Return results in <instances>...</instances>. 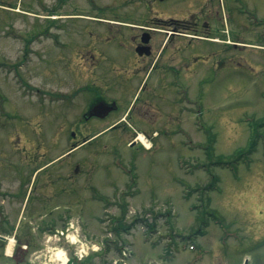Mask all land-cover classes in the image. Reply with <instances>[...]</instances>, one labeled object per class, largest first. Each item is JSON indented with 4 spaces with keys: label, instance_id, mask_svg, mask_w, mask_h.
I'll use <instances>...</instances> for the list:
<instances>
[{
    "label": "rangeland",
    "instance_id": "374dc122",
    "mask_svg": "<svg viewBox=\"0 0 264 264\" xmlns=\"http://www.w3.org/2000/svg\"><path fill=\"white\" fill-rule=\"evenodd\" d=\"M115 1L132 8L143 2ZM177 1L180 8L162 18L180 19L182 27L194 21L189 13L195 9L187 5L192 0ZM51 3L0 0V264H63L59 251L70 260L83 257L68 264H188L191 252L182 245L193 234L196 215L236 221L264 212V0H221L223 37L215 38L212 27L215 43L175 38L180 89L171 85L174 75L166 76L161 97L147 99L151 109L143 103L132 108L139 82L125 92L122 79L113 76L110 95L120 101V114L82 126L75 123L86 110L92 60L84 47L77 59L76 48L61 49L57 42L85 45V29L100 25L84 18L52 20L50 14L61 13L47 12ZM67 11L129 23L142 19L140 9ZM100 48L112 62L120 53L115 62L127 63L120 45ZM200 55L208 61L195 63ZM74 88L85 95L71 103L57 96L77 93ZM146 109L152 124L138 119ZM127 111L132 117L118 129L68 151L71 141L81 143ZM136 131L148 136L142 133L141 141ZM210 230L213 237L216 229Z\"/></svg>",
    "mask_w": 264,
    "mask_h": 264
},
{
    "label": "flooded vegetation",
    "instance_id": "af4514ba",
    "mask_svg": "<svg viewBox=\"0 0 264 264\" xmlns=\"http://www.w3.org/2000/svg\"><path fill=\"white\" fill-rule=\"evenodd\" d=\"M54 2L55 4L51 3L46 6L48 8L47 12L55 13L60 11V18L64 19V22L75 18H84L100 25V27H88L85 29L89 36V44L81 45L77 42L78 39L76 41L72 39L67 43L62 40V43H60L61 49L67 48V46L76 48L77 51L74 58L77 59L78 55L83 58V55L78 50L84 47L92 60L93 69L90 70L89 75L92 85H90L91 81L87 82L84 88V92L89 97L87 96L86 110L82 113V117L78 119V122L75 123V125L80 124L77 126L88 124L92 120L109 121L110 118L120 114V101L110 95V92H114L116 89L114 84L115 76L122 79L121 88L123 86L125 92H128L131 88L130 84L134 86L135 82H139L137 92L146 94L145 99L135 98L131 103L133 104L132 108L143 103L144 107L151 109L152 104L147 99L150 97H161L159 95L161 90H166L165 86L169 85L165 83L166 76L174 75L175 78L170 80L171 85L179 89L180 84H178V77H176L178 75L176 73H182V70L174 64L177 53L174 52V49H171V45L177 36L190 37L195 41H202L201 43H215L216 41L211 38L213 33L211 29L214 27L215 38L220 39V37H223L220 29L223 25L221 0L189 1L187 5L195 9V11L189 13L194 21H190L182 27L180 19L170 18L166 20L162 18L164 11L175 12L178 10L176 7H179L181 3L177 0H174L175 3L170 5L172 7L170 9L165 4L171 2V0H143L142 5H134L133 8L130 7V4H116L115 0H107L106 4L100 3L99 0H54ZM196 2H199V4H195ZM91 8L102 12L118 8L120 13L140 9L142 10V19L129 23L116 20L115 18L114 20H108L98 16H90L89 14L74 15L75 13H64L67 10V12L89 11ZM49 17L51 18V16ZM182 29H185V34H182L184 33ZM187 32L191 35L187 36ZM111 45H120L123 48V56L128 58L127 63L119 65L115 62V58L118 56L122 57L120 53L113 56L114 62H112L111 58L106 55V51L100 48ZM82 51L83 49L80 52ZM96 52L99 53V57L95 56ZM195 59V63L208 61L202 55ZM186 65L190 66L188 59ZM110 68L113 73H110ZM72 70H75V68ZM76 72L78 75L80 71L76 70ZM156 72L160 73L158 77H155L156 84L150 85L149 79ZM76 79L79 81L77 77ZM70 84L73 85V82ZM80 89H75L77 93L58 94L57 96L61 98V101L71 103L76 100L78 93L83 92ZM158 90L160 92L157 95ZM84 92L82 93L83 95H85ZM182 100L186 102L188 97L184 96ZM148 109L145 112L142 111L138 119L152 124V122H147L148 120H146L147 118L153 119V116H149L151 110L149 111ZM131 117L132 115H128L127 111L118 122L110 124L99 133L90 136L89 134L88 136L85 135L81 143L71 141V150L78 149V147L84 145L85 141L95 140L97 135H103L114 130L116 125L122 124L123 121L125 122ZM134 134L138 136L139 133L136 131ZM76 135L74 134L73 136L75 137ZM243 217L236 219V221H223L209 213L196 215L192 223V226H194L193 234L188 238L187 243L185 242L191 252L188 264H264V258L260 255L261 250L264 248V212L245 213ZM212 227L216 229L213 232V237H211L210 230Z\"/></svg>",
    "mask_w": 264,
    "mask_h": 264
},
{
    "label": "bare ground",
    "instance_id": "6f19581e",
    "mask_svg": "<svg viewBox=\"0 0 264 264\" xmlns=\"http://www.w3.org/2000/svg\"><path fill=\"white\" fill-rule=\"evenodd\" d=\"M143 137H141L140 136V140H143L142 139ZM144 141V140H143ZM145 143V142H144ZM147 147H149L148 146V142H146V144H145ZM12 242H13V240H11V244H10V246H12ZM58 259L59 260H61L62 262H63V264H66V262H67V258H66V254H65V252L64 251H59L58 252Z\"/></svg>",
    "mask_w": 264,
    "mask_h": 264
}]
</instances>
